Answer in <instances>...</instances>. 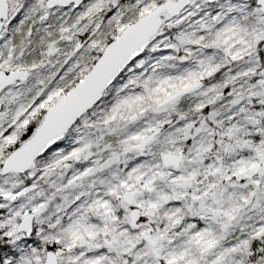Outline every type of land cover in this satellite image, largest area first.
Listing matches in <instances>:
<instances>
[{
  "label": "snow or ice",
  "instance_id": "obj_1",
  "mask_svg": "<svg viewBox=\"0 0 264 264\" xmlns=\"http://www.w3.org/2000/svg\"><path fill=\"white\" fill-rule=\"evenodd\" d=\"M0 264H264V0H0Z\"/></svg>",
  "mask_w": 264,
  "mask_h": 264
}]
</instances>
